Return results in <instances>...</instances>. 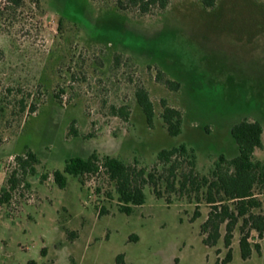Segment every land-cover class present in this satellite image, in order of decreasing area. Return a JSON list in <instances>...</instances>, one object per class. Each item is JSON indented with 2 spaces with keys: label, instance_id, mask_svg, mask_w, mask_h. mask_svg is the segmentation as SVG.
<instances>
[{
  "label": "rangeland",
  "instance_id": "rangeland-1",
  "mask_svg": "<svg viewBox=\"0 0 264 264\" xmlns=\"http://www.w3.org/2000/svg\"><path fill=\"white\" fill-rule=\"evenodd\" d=\"M6 5L0 0V95L15 88L17 98L29 93L39 105L19 120L11 107L0 121V196L16 156L32 150L40 163L28 176L30 187L0 204V264H116L121 254L122 264L222 261L223 239L209 248L200 236L207 205L192 222L195 204L175 197L168 204L147 188L146 203L127 215L106 181L82 185L67 175L61 189L53 173L64 171L68 158L94 152L151 168L160 150L182 143L195 150L204 174L221 155L236 157L231 128L243 120L264 128V0H218L212 9L202 0H173L166 13L146 17L92 0H24L17 11ZM159 70L179 81L180 91L158 83ZM137 86L154 103L152 127L137 103ZM163 100L183 112L178 137L160 117ZM122 105L129 106L128 121L111 114ZM261 244L260 254L243 260L237 231L229 264H264Z\"/></svg>",
  "mask_w": 264,
  "mask_h": 264
},
{
  "label": "trees",
  "instance_id": "trees-1",
  "mask_svg": "<svg viewBox=\"0 0 264 264\" xmlns=\"http://www.w3.org/2000/svg\"><path fill=\"white\" fill-rule=\"evenodd\" d=\"M7 11H17L24 5V0H3ZM101 8L113 7L122 14L134 17H146L164 14L173 0H92ZM218 0H202L207 9L215 7ZM139 46V45H135ZM120 66L121 55H114ZM128 62V61H126ZM156 81L172 91H180L179 81L170 79L163 71L156 73ZM8 95H0V121L12 107L11 115L18 120L26 114H35L36 103H30L31 94L17 98L15 88H7ZM61 95L66 93L62 87ZM14 94V95H13ZM60 94L56 99L62 103ZM136 100L141 107L149 126L154 125L155 106L148 90L137 86ZM160 117L171 137L183 133L184 115L182 110L170 106L165 100ZM111 114L128 121V105L112 106ZM73 135L78 136L77 129L72 128ZM231 135L238 146V155L228 159L221 155L214 168L207 174L198 170L197 154L185 143L171 148H164L157 155V162L151 168L141 167L139 163L128 164L119 157L101 156L94 152L88 157L74 156L66 160L64 171L53 173L54 182L65 189L68 185L67 175L79 178L82 185L89 180H103L113 186L121 213L131 215L136 207L146 203V189L150 188L158 198H165L172 204V198L195 204L192 218L195 222L202 216L201 205L210 208L206 220L200 226V236L205 246L215 248L221 239L227 249V255L217 264H229L233 260V242L239 233V247L243 260H248L254 252H262L264 240V161L257 160L255 153L263 148L264 128L259 121L243 120L231 128ZM4 138L0 132V144ZM40 160L37 154L28 150L15 157V166L10 172L6 186L1 190L0 204H9L13 194L21 188L30 187L28 176L37 174ZM47 175L42 180L47 179ZM101 193L100 188H96ZM107 196L114 199L111 190ZM97 208V207H96ZM225 230V234H223ZM123 254L119 255L116 264L123 263Z\"/></svg>",
  "mask_w": 264,
  "mask_h": 264
}]
</instances>
